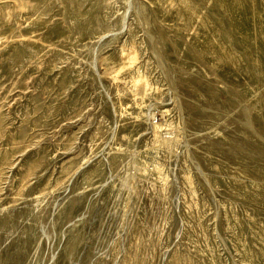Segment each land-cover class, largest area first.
<instances>
[{
    "label": "rangeland",
    "instance_id": "374dc122",
    "mask_svg": "<svg viewBox=\"0 0 264 264\" xmlns=\"http://www.w3.org/2000/svg\"><path fill=\"white\" fill-rule=\"evenodd\" d=\"M0 264H264V0H0Z\"/></svg>",
    "mask_w": 264,
    "mask_h": 264
},
{
    "label": "bare ground",
    "instance_id": "6f19581e",
    "mask_svg": "<svg viewBox=\"0 0 264 264\" xmlns=\"http://www.w3.org/2000/svg\"><path fill=\"white\" fill-rule=\"evenodd\" d=\"M11 258V257H10Z\"/></svg>",
    "mask_w": 264,
    "mask_h": 264
}]
</instances>
